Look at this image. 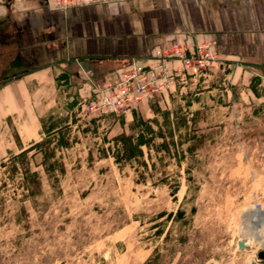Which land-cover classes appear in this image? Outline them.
<instances>
[{
    "label": "rangeland",
    "instance_id": "rangeland-1",
    "mask_svg": "<svg viewBox=\"0 0 264 264\" xmlns=\"http://www.w3.org/2000/svg\"><path fill=\"white\" fill-rule=\"evenodd\" d=\"M245 65L215 64L126 116L34 102L29 117L21 103L0 121V264H143L153 251L163 264H264L249 217L264 210V65L251 80ZM228 71L236 102H222ZM138 117L154 134L143 156L116 164L115 138L137 133ZM19 161L40 173L34 196Z\"/></svg>",
    "mask_w": 264,
    "mask_h": 264
},
{
    "label": "crops",
    "instance_id": "crops-1",
    "mask_svg": "<svg viewBox=\"0 0 264 264\" xmlns=\"http://www.w3.org/2000/svg\"><path fill=\"white\" fill-rule=\"evenodd\" d=\"M172 41L208 44L227 67L250 64L243 76L251 80L264 65V0H129L67 10H50L43 0H0V121L18 114L21 103L36 117L34 102H78L83 71L101 82ZM231 73L222 102H236ZM38 129L19 137L31 133V140Z\"/></svg>",
    "mask_w": 264,
    "mask_h": 264
},
{
    "label": "built area",
    "instance_id": "built-area-1",
    "mask_svg": "<svg viewBox=\"0 0 264 264\" xmlns=\"http://www.w3.org/2000/svg\"><path fill=\"white\" fill-rule=\"evenodd\" d=\"M129 0H43L50 10H67L95 4ZM219 60L208 44L172 41L158 47L144 61L128 62L96 82L93 73L83 71L78 105L82 110L103 115H128L141 102H149L177 82L203 76Z\"/></svg>",
    "mask_w": 264,
    "mask_h": 264
},
{
    "label": "trees",
    "instance_id": "trees-1",
    "mask_svg": "<svg viewBox=\"0 0 264 264\" xmlns=\"http://www.w3.org/2000/svg\"><path fill=\"white\" fill-rule=\"evenodd\" d=\"M141 126V129L131 135H121L117 136L115 140H117L121 144V149L117 150L115 153H113L114 162L116 164L120 163L121 161L129 163L133 160L138 159L139 157L143 156L142 147L148 146V140H146L145 134H154L151 126H149L146 122H144L140 117L137 118L134 125L132 124V128ZM60 143L65 144L66 141H63V139H60ZM41 146V143L33 142L31 143L30 147L22 150L20 152L21 156L27 155L31 150L35 149L36 147ZM40 151H37L38 153ZM43 154V157H46L45 159H48L49 157L52 158L53 154L47 153V152H40ZM14 159V158H12ZM19 163L23 166L22 167V178L23 182L27 186V191L34 196L37 192L36 189L39 185L40 180V173L39 171H34L29 167V164L26 161H19ZM49 168H45V171H49ZM143 264H163V255H158L155 251H153L152 255L145 260Z\"/></svg>",
    "mask_w": 264,
    "mask_h": 264
},
{
    "label": "bare ground",
    "instance_id": "bare-ground-1",
    "mask_svg": "<svg viewBox=\"0 0 264 264\" xmlns=\"http://www.w3.org/2000/svg\"><path fill=\"white\" fill-rule=\"evenodd\" d=\"M249 217L254 225L255 229H253V232L250 233V237L254 240L262 241L264 242V210L261 208H252L249 212ZM249 219V218H248ZM245 227V226H244ZM246 228V227H245ZM244 229V228H243ZM242 229V230H243ZM250 229V228H249ZM255 230V231H254ZM244 231V230H243ZM248 231V230H247ZM246 231V232H247ZM245 232V233H246ZM250 232V230H249ZM243 235V234H242ZM248 240V239H247ZM246 240V241H247ZM253 241V240H252ZM254 243H256L254 241ZM247 243L244 241V245Z\"/></svg>",
    "mask_w": 264,
    "mask_h": 264
},
{
    "label": "water",
    "instance_id": "water-1",
    "mask_svg": "<svg viewBox=\"0 0 264 264\" xmlns=\"http://www.w3.org/2000/svg\"><path fill=\"white\" fill-rule=\"evenodd\" d=\"M237 245L240 250L245 246L243 241H239ZM257 259L264 262V249L257 252Z\"/></svg>",
    "mask_w": 264,
    "mask_h": 264
}]
</instances>
